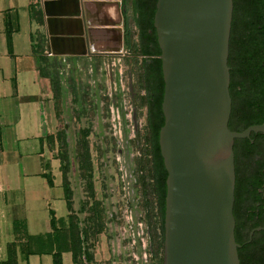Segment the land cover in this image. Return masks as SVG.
<instances>
[{
  "label": "rangeland",
  "instance_id": "374dc122",
  "mask_svg": "<svg viewBox=\"0 0 264 264\" xmlns=\"http://www.w3.org/2000/svg\"><path fill=\"white\" fill-rule=\"evenodd\" d=\"M40 3L35 0L30 11L43 34ZM125 12L123 30L128 32L130 52L124 44L121 55L74 57L59 70L60 93L54 99L57 120L54 138L47 142L48 157L57 178L66 174L73 216L80 230L88 233L91 264H162L161 214L150 178L146 93L139 80L143 58L137 51L131 0H126ZM40 32H35V45L42 54ZM40 59L42 73L57 80L56 61L47 65L44 56ZM56 206L60 207L55 208V216L66 214L64 202ZM45 220H49L48 210ZM151 242L153 254L144 259L142 244L150 249Z\"/></svg>",
  "mask_w": 264,
  "mask_h": 264
},
{
  "label": "water",
  "instance_id": "95a60500",
  "mask_svg": "<svg viewBox=\"0 0 264 264\" xmlns=\"http://www.w3.org/2000/svg\"><path fill=\"white\" fill-rule=\"evenodd\" d=\"M231 13L232 0L155 3L163 81L158 148L166 172L162 264H240L232 146L245 134L227 126ZM121 49L106 51L118 56Z\"/></svg>",
  "mask_w": 264,
  "mask_h": 264
},
{
  "label": "crops",
  "instance_id": "0c3cea01",
  "mask_svg": "<svg viewBox=\"0 0 264 264\" xmlns=\"http://www.w3.org/2000/svg\"><path fill=\"white\" fill-rule=\"evenodd\" d=\"M40 1L43 34L41 24L30 17L35 0H5V6L0 0V262L6 260L7 245L17 242L15 221L29 236L44 235L51 230L46 210L55 216L60 207L56 205L65 203L61 178L53 173L54 162L48 157L46 138L54 135L57 118L40 56L55 60L60 70L74 57L113 56L106 50L118 46L120 55L124 52L122 0ZM36 31L44 41L42 54L36 50ZM47 173L52 185L44 177ZM67 214L55 218L65 219ZM17 264H52V258L42 254L24 259L18 254ZM62 264H72L70 253L62 254Z\"/></svg>",
  "mask_w": 264,
  "mask_h": 264
},
{
  "label": "flooded vegetation",
  "instance_id": "af4514ba",
  "mask_svg": "<svg viewBox=\"0 0 264 264\" xmlns=\"http://www.w3.org/2000/svg\"><path fill=\"white\" fill-rule=\"evenodd\" d=\"M228 129L233 140L234 239L240 264H264V0H232Z\"/></svg>",
  "mask_w": 264,
  "mask_h": 264
},
{
  "label": "trees",
  "instance_id": "16d2710c",
  "mask_svg": "<svg viewBox=\"0 0 264 264\" xmlns=\"http://www.w3.org/2000/svg\"><path fill=\"white\" fill-rule=\"evenodd\" d=\"M125 3L126 0H122L123 19L126 20ZM131 3L137 28V51L143 58L139 80L141 88L146 93L144 103L147 108L146 130L148 133V142L150 146V178L152 180V192L155 196L156 204L161 214V230L163 233L166 172L163 167L158 148V132L163 125V116L161 112L163 81L160 60L158 58L160 51L156 43V36L152 26L156 0H131ZM30 17L32 18L31 11ZM5 24H7V48L8 51L11 52V39L8 32V19L5 20ZM123 43L126 44L127 49L130 52V47H128V32L126 28L124 32ZM42 61L43 60L40 59V62ZM49 63L50 62L45 59V64L49 65ZM55 67L57 68V80L53 79L46 73L44 74L49 78L54 92V98L60 93L59 80H61V73L59 72V65L57 62L55 63ZM41 71L43 72L42 67ZM53 138L54 136H48L46 138L47 142ZM55 138L57 140L60 139L59 132L56 133ZM44 177L47 179L48 184L52 185L50 174L47 173L44 175ZM61 187L63 189L65 205L68 212L66 218L56 219L53 211L49 210V225L51 230L49 233L38 236L27 235L23 224L15 221L13 223V228L15 234H17V242H12L7 245L6 260L1 261L0 264H17L18 254H20L24 259H26L29 255H50L52 258V264H62L63 253H70L72 264L92 263L94 256L91 252L92 250L86 244L88 240V233L86 230H80L76 219L73 216L72 193L65 173H62ZM150 249V252L153 254L152 242Z\"/></svg>",
  "mask_w": 264,
  "mask_h": 264
},
{
  "label": "built area",
  "instance_id": "2783aa9c",
  "mask_svg": "<svg viewBox=\"0 0 264 264\" xmlns=\"http://www.w3.org/2000/svg\"><path fill=\"white\" fill-rule=\"evenodd\" d=\"M141 227V225H139ZM142 247L145 248L144 251H143V257L144 259L146 258V254L150 252V249L149 247L145 245V243L142 244Z\"/></svg>",
  "mask_w": 264,
  "mask_h": 264
}]
</instances>
